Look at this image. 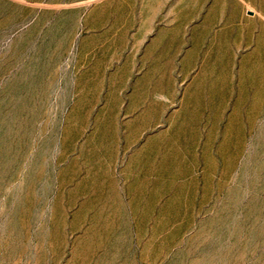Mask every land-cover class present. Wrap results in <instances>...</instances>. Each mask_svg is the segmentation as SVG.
Returning <instances> with one entry per match:
<instances>
[{"label": "rangeland", "instance_id": "1", "mask_svg": "<svg viewBox=\"0 0 264 264\" xmlns=\"http://www.w3.org/2000/svg\"><path fill=\"white\" fill-rule=\"evenodd\" d=\"M0 264H264V0H0Z\"/></svg>", "mask_w": 264, "mask_h": 264}]
</instances>
